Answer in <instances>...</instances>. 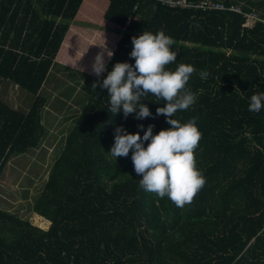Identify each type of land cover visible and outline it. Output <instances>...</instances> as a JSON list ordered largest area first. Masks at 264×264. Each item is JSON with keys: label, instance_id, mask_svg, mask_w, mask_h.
Masks as SVG:
<instances>
[{"label": "trees", "instance_id": "16d2710c", "mask_svg": "<svg viewBox=\"0 0 264 264\" xmlns=\"http://www.w3.org/2000/svg\"><path fill=\"white\" fill-rule=\"evenodd\" d=\"M214 1L243 12L162 0H0V174L46 134L42 89L52 69H66L79 86L86 79L88 92L32 215L0 208V264H264V108L248 110L251 95L264 91V23L242 25L244 12L264 15V0ZM161 29L178 51L166 67L195 68L186 87L196 101L173 118H196L205 182L183 207L139 187L131 149L116 159L108 152L118 125L141 135L138 124L154 133L169 127L156 115L165 101L142 98L152 113L142 120L113 115L99 84L106 71H92L98 52L106 70L134 62L131 37ZM13 85L32 95L26 108L6 102Z\"/></svg>", "mask_w": 264, "mask_h": 264}, {"label": "clouds", "instance_id": "9594fccd", "mask_svg": "<svg viewBox=\"0 0 264 264\" xmlns=\"http://www.w3.org/2000/svg\"><path fill=\"white\" fill-rule=\"evenodd\" d=\"M131 41L128 55L134 62L118 61L111 70H106L104 53L98 52L94 58L92 71L97 76L106 71L99 84L107 89V110L113 115L122 110L125 117L134 112L142 120L152 115L149 107L140 102L150 93L165 101L156 108V115L164 114L170 126L154 133L152 124L146 128L138 124V129H143L141 135L140 131L129 132L118 125L108 152L116 159L127 156L131 149L134 171L140 177L139 187L160 198L167 196L177 207H183L205 182L194 155L202 135L196 118L185 122L173 118L178 110L187 109L196 101V94L186 87L195 68L190 63H180L174 69L166 67L177 59L178 51L171 48L174 40L162 29L143 30L132 36ZM106 55L110 58L113 53L107 50ZM198 74L201 79L208 76L206 70ZM262 108L264 91H259L251 95L248 110L258 113Z\"/></svg>", "mask_w": 264, "mask_h": 264}, {"label": "rangeland", "instance_id": "374dc122", "mask_svg": "<svg viewBox=\"0 0 264 264\" xmlns=\"http://www.w3.org/2000/svg\"><path fill=\"white\" fill-rule=\"evenodd\" d=\"M66 73L67 70L64 68L52 69L42 89V92L48 94V98L52 101V107L62 110V121L60 120L58 128H54L53 136L49 138L48 142L43 144V147L27 152L28 155L23 154L16 160H9L2 174H0V208L14 212L21 218L32 215V203L38 196L52 163L61 151L67 129L71 126L74 116L80 111L86 97L85 95L88 93L85 88L87 85L86 79L85 81L83 80L85 85L81 84L79 86L78 78H74L71 73L68 76ZM13 86L14 91L17 92V100H19V94L23 93V90L16 85ZM24 92L31 102L32 95L26 91ZM71 95L72 99L69 101V107H61L58 103L60 96L70 98ZM8 99H6V102H8ZM35 219L34 224H36ZM31 222L33 223L32 220ZM37 224L47 223L39 220Z\"/></svg>", "mask_w": 264, "mask_h": 264}, {"label": "crops", "instance_id": "0c3cea01", "mask_svg": "<svg viewBox=\"0 0 264 264\" xmlns=\"http://www.w3.org/2000/svg\"><path fill=\"white\" fill-rule=\"evenodd\" d=\"M34 4H36V2ZM49 84H50V82H49ZM22 92L23 93L19 94V97H20L19 100H17V94H16L17 92L16 91L6 92V94H5L6 97L5 98L6 99H8V98L11 99L10 102L12 103V105L14 107L26 108L28 106V104L30 103V98H28V96L25 94L24 90ZM45 96H46L47 100H46V104H45V106L43 108V111H42V123L44 124V127L46 128V134L43 137L40 145L34 150H37L39 147H43V144H45L46 142H48V140H50L49 138L51 136H53L54 128H58L59 123L62 121L61 120V112H62V110L54 109L52 107V101L48 98V94H46ZM71 99H72V95H71L70 98L69 97H65V96H60L58 103L60 104L61 107L62 106L63 107H69L68 105H69V103H70L69 101ZM25 154L28 155V153H25ZM22 155L23 154L17 155L15 157H13L12 159L16 160L19 157H21Z\"/></svg>", "mask_w": 264, "mask_h": 264}, {"label": "built area", "instance_id": "2783aa9c", "mask_svg": "<svg viewBox=\"0 0 264 264\" xmlns=\"http://www.w3.org/2000/svg\"><path fill=\"white\" fill-rule=\"evenodd\" d=\"M162 3H164L166 6L168 7H189V6H196V7H202V8H207V9H229V10H234L237 12H242L241 9L238 6L235 5H230V6H225V4H223L222 2H218V1H213V0H201L197 3H191L188 2L187 0H162ZM244 22H243V26L246 27H251L256 21H261L264 23V15L261 16L258 13L254 12V11H250V12H244ZM3 83L2 81V77H0V86Z\"/></svg>", "mask_w": 264, "mask_h": 264}, {"label": "bare ground", "instance_id": "6f19581e", "mask_svg": "<svg viewBox=\"0 0 264 264\" xmlns=\"http://www.w3.org/2000/svg\"><path fill=\"white\" fill-rule=\"evenodd\" d=\"M214 1V0H213ZM194 6V5H193ZM242 10V9H241ZM232 11V10H231ZM243 12V11H242Z\"/></svg>", "mask_w": 264, "mask_h": 264}]
</instances>
